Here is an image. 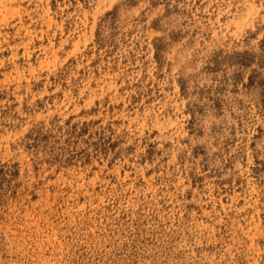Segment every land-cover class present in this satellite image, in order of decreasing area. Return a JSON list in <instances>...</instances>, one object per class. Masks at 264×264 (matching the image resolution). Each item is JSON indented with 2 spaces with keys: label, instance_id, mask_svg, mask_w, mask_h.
<instances>
[{
  "label": "rangeland",
  "instance_id": "obj_1",
  "mask_svg": "<svg viewBox=\"0 0 264 264\" xmlns=\"http://www.w3.org/2000/svg\"><path fill=\"white\" fill-rule=\"evenodd\" d=\"M264 0H0V264H264Z\"/></svg>",
  "mask_w": 264,
  "mask_h": 264
},
{
  "label": "trees",
  "instance_id": "obj_2",
  "mask_svg": "<svg viewBox=\"0 0 264 264\" xmlns=\"http://www.w3.org/2000/svg\"><path fill=\"white\" fill-rule=\"evenodd\" d=\"M262 103H263V107H264V95H263ZM263 110H264V109H263Z\"/></svg>",
  "mask_w": 264,
  "mask_h": 264
}]
</instances>
